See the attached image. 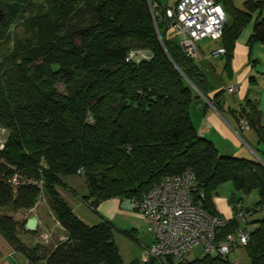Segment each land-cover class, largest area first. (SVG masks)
<instances>
[{
	"label": "trees",
	"instance_id": "16d2710c",
	"mask_svg": "<svg viewBox=\"0 0 264 264\" xmlns=\"http://www.w3.org/2000/svg\"><path fill=\"white\" fill-rule=\"evenodd\" d=\"M218 1L227 18L221 37L235 38L258 9L248 43L264 44V0H248L244 9ZM0 8L1 33L15 21L27 34L13 39L0 60V126L8 132L0 149V208L31 209L43 192L64 230L52 248H27L15 220L2 215L0 234L9 244L31 262L43 250V264H123L112 222L76 216L57 190L61 177L83 175L82 199L96 209L111 197L139 199L161 178L190 170L194 201L214 215L220 216L212 199L223 182L244 195L258 192L252 208L229 202L233 215L247 213L248 264H264V164L221 154L196 130L190 106L195 89L206 95L205 77L167 37L166 23L155 27L148 0H0ZM139 49L148 57L126 60ZM247 109L251 122L255 109ZM258 134L264 140V127ZM256 212L261 217L248 221ZM236 225L231 218L217 228L216 241ZM176 264L232 262L208 253Z\"/></svg>",
	"mask_w": 264,
	"mask_h": 264
},
{
	"label": "built area",
	"instance_id": "2783aa9c",
	"mask_svg": "<svg viewBox=\"0 0 264 264\" xmlns=\"http://www.w3.org/2000/svg\"><path fill=\"white\" fill-rule=\"evenodd\" d=\"M148 4L155 27L166 23L167 37L177 39L180 50L192 59L200 56L201 41L217 40L222 36L227 18L218 0H177L174 4L164 5L162 9L151 0H148ZM224 52V48H218L212 54ZM148 55L146 50H130L126 60H139ZM236 89V84L226 88L228 93H234ZM238 111L240 127L247 129L248 109L243 107ZM193 190V172L185 170L161 178L141 198L132 199L133 207L146 218L147 230L154 237L146 247V254L142 258L144 264L185 261V254L196 246L207 253L224 256L248 242L245 211L239 209L228 219L211 214L194 201ZM231 218L237 225L222 240L216 241V229L228 224Z\"/></svg>",
	"mask_w": 264,
	"mask_h": 264
},
{
	"label": "crops",
	"instance_id": "0c3cea01",
	"mask_svg": "<svg viewBox=\"0 0 264 264\" xmlns=\"http://www.w3.org/2000/svg\"><path fill=\"white\" fill-rule=\"evenodd\" d=\"M246 1L232 0V3L234 7L244 9ZM151 2L166 5L174 4L177 0ZM258 15V9L253 11L250 21L235 38L228 33L217 40L199 43L200 56L195 59V64L205 77L206 95L195 89L198 98L190 108V114L196 130L212 141L221 154L250 160H255L253 157L256 156V160L264 164V140L258 134V130L264 127V44L248 43ZM218 48H224L225 52L212 54ZM234 84L237 85L236 91L228 93L226 88ZM249 106L254 107L255 112L251 122H248L249 127L242 129L237 117L238 109ZM214 197L212 201L219 212ZM95 210L100 217L117 226L119 222L120 229L126 231H136V228L147 224L146 218L133 207L130 198H107L99 202ZM99 221L100 218L95 223ZM249 225L254 227V224ZM153 239L151 236V243Z\"/></svg>",
	"mask_w": 264,
	"mask_h": 264
},
{
	"label": "rangeland",
	"instance_id": "374dc122",
	"mask_svg": "<svg viewBox=\"0 0 264 264\" xmlns=\"http://www.w3.org/2000/svg\"><path fill=\"white\" fill-rule=\"evenodd\" d=\"M4 34L0 32V60L8 54L13 39H24L27 36L22 26L15 21L9 24ZM57 88L62 91V84L58 83ZM192 106L193 104L190 108ZM7 135V130L0 126V149L3 147ZM253 159L256 160L258 158L254 156ZM17 177V175L13 176L14 179L12 178V182L16 183ZM61 182L62 183L56 186L57 190L63 199L71 206L76 216L89 224H95L98 218L102 219L96 210L82 199L88 193L83 175L63 176L61 177ZM231 197L235 200L241 199V205L248 208H252L259 199L256 190H252L248 195H244L242 192L234 190L231 181L223 182L217 189L214 202L219 209L218 213L224 219H228L233 213L232 204L229 202ZM2 215H9L15 220L18 227L17 234L19 242L24 247L31 248L40 243V245L47 248H52L55 243L64 238V230L56 222L55 216L43 192L39 195L36 204L31 209H16L12 204H9L0 208V216ZM33 216L37 218L36 229L38 230L36 234L27 233L20 228L22 224L26 223L28 218ZM252 217L259 219L261 217V212L254 213ZM112 224L113 238L117 244L123 264H144L142 258L146 254L145 245L149 246L151 244L152 236L147 230V224L145 223L136 228V231L132 229H128V231L120 229L121 225L119 222L118 224L120 226H117L115 223ZM42 251L43 250L37 253L36 257L39 258L35 262H31L24 253L16 250L15 247L9 244L0 234V264H43L44 260L41 258L43 255ZM206 254L208 253L200 246H196L185 254V258L192 260ZM209 255L215 256L216 253L210 252ZM224 256L234 264H248L249 262L243 246L235 247Z\"/></svg>",
	"mask_w": 264,
	"mask_h": 264
},
{
	"label": "water",
	"instance_id": "95a60500",
	"mask_svg": "<svg viewBox=\"0 0 264 264\" xmlns=\"http://www.w3.org/2000/svg\"><path fill=\"white\" fill-rule=\"evenodd\" d=\"M6 14L5 12L0 8V24H2L5 21ZM135 190V188H133ZM37 224V218L36 217H30L27 219L24 227L28 231H34L36 229Z\"/></svg>",
	"mask_w": 264,
	"mask_h": 264
}]
</instances>
